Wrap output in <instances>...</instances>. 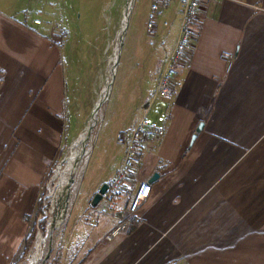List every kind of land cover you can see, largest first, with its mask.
Masks as SVG:
<instances>
[{"label":"crops","instance_id":"1","mask_svg":"<svg viewBox=\"0 0 264 264\" xmlns=\"http://www.w3.org/2000/svg\"><path fill=\"white\" fill-rule=\"evenodd\" d=\"M55 3L67 1L0 0V264H21L42 185L89 101L90 48L68 27L60 69ZM173 10L178 30L157 58L127 47L128 21L125 54L135 63L128 113L115 131L116 138L141 117L164 130L140 146L134 187L158 176L135 215L124 209L120 219L106 217L112 189L95 210H78L71 236L84 237L75 242L83 248L66 252L61 264H264V0H200L172 92L154 97V67L179 32L178 3ZM222 52L233 54L229 68ZM122 159L123 148L119 162L88 183L90 203ZM123 219L127 229L108 239Z\"/></svg>","mask_w":264,"mask_h":264},{"label":"rangeland","instance_id":"2","mask_svg":"<svg viewBox=\"0 0 264 264\" xmlns=\"http://www.w3.org/2000/svg\"><path fill=\"white\" fill-rule=\"evenodd\" d=\"M66 1L67 4L64 7L62 3H55L54 9L59 12L55 20H58L59 23L55 28L54 35L58 37L55 39L54 35L51 34L50 38L51 40L52 38L55 39L59 45L60 69L61 45L69 37L68 27H70L72 36L75 37L73 40L77 41L78 36L81 34L82 41L86 42L85 47L88 45V48H90V53L85 58H88V66L83 71V83L87 85L89 91L87 98L89 101L85 103L87 109L82 111V117L70 128L64 147L59 150V154L53 161V165H51L42 185L41 195L35 205V215L32 220L31 233L35 234L33 238H30L29 245L26 246L21 264H31L34 260V253L37 254L34 264H61V260L64 261L63 256L66 255V252L73 251L74 247L83 248L82 245L76 246L75 242H78L76 244L83 243L85 238L77 237L75 241L71 236L72 228L75 226L76 212L80 209H96L94 206L90 207V199L87 198L84 192L87 190L88 183L98 172L105 167L114 166L122 156V147L116 141L115 131L117 124H119L118 117L128 113L124 106L126 104L125 99L129 96L127 90L130 68L135 63V56L125 54L126 45L123 40V44L117 50L119 57L114 70H112L113 62L111 58L113 48L119 42V37H121L122 18L128 0H92V3L89 0ZM149 3L150 0H133L128 15L129 36L131 38L126 43L128 48L130 42H132L138 51L153 52L155 58H157L158 55L166 53L174 41L178 30V12L173 10L175 3L166 14L169 25L167 27L160 26L155 48H151L145 43V39L148 40V38L144 29ZM61 8L65 10V19L68 20L64 24L61 23ZM192 30L193 25L191 24ZM132 35H135V39L132 38ZM109 83L111 85L108 97L97 111L96 123L88 139L85 135L72 148L67 159L61 163L71 142L90 123L94 107L99 97L102 96V91ZM123 107L125 110H123ZM83 141H86L84 153L79 164H77ZM58 165H60L59 170L54 175ZM137 169L134 168L130 172L126 189L123 192H110L114 198L112 199L113 202L104 207V209H110L106 217L117 220L124 214V209L127 212L134 191L139 184L134 187V172L136 175L138 173ZM40 203H42L41 206ZM40 208L43 209L42 213H39ZM41 220H45L43 228H40L39 225ZM38 229L41 234L39 238L36 236ZM76 229L73 233L76 232Z\"/></svg>","mask_w":264,"mask_h":264},{"label":"built area","instance_id":"3","mask_svg":"<svg viewBox=\"0 0 264 264\" xmlns=\"http://www.w3.org/2000/svg\"><path fill=\"white\" fill-rule=\"evenodd\" d=\"M199 2L200 0H150L145 21V32L148 38L147 42L151 47L156 45L158 27L169 25L166 14L175 3H178L180 12V27L175 44L166 58L159 61L154 67L156 76L154 97H166L172 92L179 62L190 47L192 39L191 24L197 15ZM35 22L40 23V20H35ZM221 56L228 60L227 68H229L233 54L222 52ZM163 134V129L150 125L145 117L139 118L131 129L116 134V141L123 148V159L110 182V189L114 193H120L126 189L130 172L141 165L140 146L163 136ZM148 191L147 181H140L127 209L128 214L135 215L138 208L145 201ZM127 227V220H121L108 234L107 238L111 239L121 231H125Z\"/></svg>","mask_w":264,"mask_h":264},{"label":"water","instance_id":"4","mask_svg":"<svg viewBox=\"0 0 264 264\" xmlns=\"http://www.w3.org/2000/svg\"><path fill=\"white\" fill-rule=\"evenodd\" d=\"M130 1H131V0H128L127 5H126L125 16H124V22H125V25H124V26L122 27V29H121V37L119 38V42L117 43V47H120V46L123 44V40H124V36H125V33H126L127 24H128V15H129V12H130V9H129V2H130ZM118 57H119V52H118L117 57H116V59H115V61H114V63H113V68H112V70H114L115 67H116V64H117V61H118ZM110 85H111V83H109V84L106 86V88L103 90V91H107V92L104 93L103 96L99 97V99H98V101H97V103H96V105H95V107H94V111H93V113H92V115H91V121H90V123L86 126V128H85V130H84V132H85L86 135H87V139H88V137H89V134H90V132H91V130H92L94 124L96 123V114H97V111H98V109L100 108V106L102 105V103H103V102L107 99V97H108V93H109V90H110ZM103 91H102V92H103ZM202 126H203V122H200V123L198 124L196 130L199 131L200 128H201ZM194 137H195V133L192 134V139H191V141H193ZM86 141H87V140H86ZM86 141H83V143H82V145H81V153H80V156H79V158H78L77 164H79V162H80V160H81V157H82V155H83V153H84V148H85ZM63 160H64V157L62 158L61 163L63 162ZM157 176H158V174H157V173H154V174L151 176V178L147 181L148 185H149L153 180H155V179L157 178ZM71 179H73V178H71ZM108 188H109V183H103V184L100 186V188H99L98 191L94 194V196H93V198H92V200H91V205H92V206H95V205L99 202V200L103 197V195L106 193V191L108 190ZM36 236H37V238L41 237V234H40L39 229H38V231H37Z\"/></svg>","mask_w":264,"mask_h":264},{"label":"bare ground","instance_id":"5","mask_svg":"<svg viewBox=\"0 0 264 264\" xmlns=\"http://www.w3.org/2000/svg\"><path fill=\"white\" fill-rule=\"evenodd\" d=\"M132 5H133V0H131L130 2H129V9H131V7H132ZM124 16H125V12H124ZM124 16H123V18H122V25H121V29H122V27L125 25V22H124ZM120 38V37H119ZM118 47H117V45H115V47L113 48V51H112V58H111V61L114 63V61H115V59H116V57H117V54H118ZM110 61V62H111ZM112 63V64H113ZM105 89V88H104ZM107 91H103V94H102V96L104 95V93H106ZM86 135V133L84 132V130L81 132V133H79L78 134V136H77V138L73 141V142H71V144L69 145V147H68V150H67V153H66V156L64 157V160L63 161H65V159H67V156H68V154L71 152V150H72V148L74 147V146H76L80 141H81V139L84 137ZM61 165V164H60ZM60 165H58L57 166V168L55 169V173H54V175L58 172V170H59V166ZM33 258H34V260L31 262V264H34L35 263V261H36V259H37V254L36 253H34L33 254Z\"/></svg>","mask_w":264,"mask_h":264},{"label":"trees","instance_id":"6","mask_svg":"<svg viewBox=\"0 0 264 264\" xmlns=\"http://www.w3.org/2000/svg\"><path fill=\"white\" fill-rule=\"evenodd\" d=\"M109 190H110V186H109L108 190L106 191V193H107ZM41 204H42V203H40V206H41ZM90 207H92L91 203H90ZM94 207H97V205H95ZM39 210H40L39 213H42V212H43V209L40 208ZM44 222H45V220H41V221H40V223H39L40 228H43V227H44ZM34 234H35V233H34ZM34 234H33V232L30 233V235H29L28 238H27L26 245H29L30 238H33Z\"/></svg>","mask_w":264,"mask_h":264}]
</instances>
